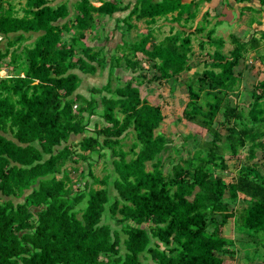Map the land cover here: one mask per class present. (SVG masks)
<instances>
[{
    "label": "trees",
    "instance_id": "obj_1",
    "mask_svg": "<svg viewBox=\"0 0 264 264\" xmlns=\"http://www.w3.org/2000/svg\"><path fill=\"white\" fill-rule=\"evenodd\" d=\"M47 2L26 0L25 13L17 16L0 0V32L22 31L0 55L11 56L5 64L11 73H0V264H232L226 256L236 255L235 240L218 227L209 230L218 217L223 225L233 218L239 234L264 246V172L252 162L258 150L264 154V78L252 88L246 112L229 101L243 81L242 59L260 47L259 40L231 35L233 47L224 52L226 40L207 31L199 47L214 48L204 69L187 82L182 116L212 138L195 143L187 156L177 148L175 157L169 136L158 130L163 108L143 97L140 86L191 70L190 32L178 30L150 48V32L124 44V59L109 62L108 82L87 97L77 92L81 78L73 70L93 73V62L103 66L107 60L82 40L94 12L112 14L118 7L81 0L80 13L59 25L69 12ZM137 8V16L151 22L170 11L147 10L142 3ZM204 30L199 26L193 33ZM31 31L39 35L24 45ZM138 52L155 70L150 78ZM259 57L264 63V54ZM116 64L140 80L113 86ZM94 116L102 123L89 128ZM130 132L126 150L123 139ZM244 149L245 162L238 159ZM94 153L111 159L102 177L94 172ZM227 153L238 159L231 181L221 172L228 169ZM227 193L232 201L243 194L242 207L230 210Z\"/></svg>",
    "mask_w": 264,
    "mask_h": 264
},
{
    "label": "crops",
    "instance_id": "obj_2",
    "mask_svg": "<svg viewBox=\"0 0 264 264\" xmlns=\"http://www.w3.org/2000/svg\"><path fill=\"white\" fill-rule=\"evenodd\" d=\"M80 1L81 0H48L47 3L49 5L53 7L63 6L64 9L69 12L65 17H60L56 21V24L68 25L69 20L73 19L74 16L80 13L78 9ZM89 1L96 7H99L105 1H108L117 6L118 9L112 14L94 12L92 25L86 32V36L82 40L86 45L93 47L96 51H101V56L98 57L99 60L102 58H105V60H107V65L103 66H99L96 62H93V65L97 67L96 70L93 71V73L83 72L78 68L73 70L74 72L78 73L81 78V83L77 89V92L84 94L87 97L90 96L89 90L93 87H96L90 85L89 81L92 83V81H97L98 79L100 81L102 79H105L107 83L111 72L109 62L115 59H124L126 54L123 45L138 42L149 32L150 34L152 33V39L147 45V48H150L152 43H158L166 36L170 35L173 32H177L178 30H184L187 34H189L190 32L193 40V45L195 40H197L195 39V37L200 39L198 40L200 44V41L202 39H208L206 36L207 31L210 29H214L215 36L223 37L226 42L228 36L230 37L231 35H235L246 42L250 41L253 37L257 38L259 40L258 43L260 44V47L258 49L264 50V0ZM3 2L4 8H10L15 15L22 16L25 13L26 0H3ZM140 3H142L144 9L147 10L170 9V11H168L167 14L156 16L154 21L151 22L152 19L150 17L137 16V14L135 13L137 12V6L139 7ZM154 5L158 6L154 7ZM199 26H203L205 30L201 33H193ZM21 32L22 31L12 32L8 36L0 32V55H3V53L6 51L7 45H9V42H14L17 34H20ZM38 35L39 32L31 31L26 33V36L28 37L25 41H23V44L32 45L37 39ZM70 35L71 34H66L64 32V38H69ZM138 35L139 37H136ZM16 44L14 47H17ZM252 49L253 48H251V50ZM193 51L194 54H196L195 48H193ZM253 51H255L254 58L257 60V62L259 61L261 63V66H264V63L259 57L260 55L264 54V52L262 51L263 53H258L254 49ZM194 54L192 56H195ZM137 55L138 58L142 60H146L147 58L142 54V52H138ZM247 57L245 60H247ZM10 58V55H8L3 60L0 57V73L2 74V72H4V75L2 74L3 77L8 75L9 68L5 66V64L10 60ZM124 68H126L125 65L119 66L118 64H116V66L114 67L113 72L115 74L116 84H123L122 71H124ZM106 83H104V85ZM115 83L113 82V86L116 85ZM83 135V133L76 135L72 134L68 143L79 141L83 137ZM69 165H71V163H69ZM72 175H75V173H73ZM226 258L232 259L231 257ZM245 259H235L231 261V263L247 264V262L244 261ZM248 264L260 263H252L248 261Z\"/></svg>",
    "mask_w": 264,
    "mask_h": 264
},
{
    "label": "rangeland",
    "instance_id": "obj_3",
    "mask_svg": "<svg viewBox=\"0 0 264 264\" xmlns=\"http://www.w3.org/2000/svg\"><path fill=\"white\" fill-rule=\"evenodd\" d=\"M220 34V33H219ZM136 37H139L136 36ZM194 42V48H195V56H192L191 58V70L183 72L181 75L176 76L174 79L169 80H160L155 82H147L146 80L141 83L140 90L143 97H146L151 103L153 104H159L163 108V112L165 114V120L161 124L159 131L165 133L167 136H169L171 140V145H173V148L171 149V152L173 156L177 157V148L180 149L184 155H188L187 150L190 148L194 150V144L198 141H204V140H210L212 136L207 133L204 129L198 127L196 124L188 121L182 116L183 109L186 106V103L188 101V95H187V82L189 79L192 78V76L195 74L196 71H201L204 69L203 60L207 57L206 52H212L213 48L212 46H209L208 43L206 44V49L201 50L199 48V38L195 37ZM233 47V43L230 40V37L227 38V43L224 48V52H228ZM256 52H264V50L255 49ZM253 49L248 53L247 60H243L239 67L243 69L242 76L243 81L240 84V87L238 88V93H233L229 96L230 104H241V106L244 107L245 112L248 108V102L251 99V90L261 79L264 78V66H261V63L254 58L255 57V51ZM262 52V53H263ZM144 59V58H143ZM247 62V63H246ZM246 63V66H245ZM245 66V68H244ZM142 68L145 70L143 71L147 77H151L155 70L152 69L149 63H147L146 60H142ZM124 68V71H122V78L123 83H126L129 79H133L135 83H137L140 78H137L138 76L135 75L133 78H131L134 73ZM123 70V69H122ZM121 71V70H119ZM4 75V72H2ZM113 77V76H112ZM116 79L113 78V82L115 83ZM106 83L105 79H102L101 81L98 79L97 81H92V83L89 81L90 85L101 87ZM116 84V83H115ZM121 83L116 84L120 85ZM89 88V87H87ZM223 119L222 112L217 117V122ZM102 119L99 117H94L93 121L89 124V128H93L94 124L96 122L102 123ZM95 122V123H93ZM216 122V125L218 123ZM220 131L222 133H227V130L223 127H220ZM133 141V133L130 132L127 134V136L123 139V147L124 149L128 150L130 148V145ZM185 146V147H184ZM183 149V150H182ZM247 154V150H241V153L239 155L240 161L245 162V157ZM167 155V153H166ZM94 159H98L96 164L94 165V172L96 175L102 177L108 170L106 166L108 164L111 165V159H108V161L105 160V157L100 158L98 157L97 153L92 154ZM228 159V169L224 172V176L228 181H231L234 179L237 170H238V162L237 158L231 157L229 153L226 154ZM110 157V156H109ZM131 157V154L128 156V158ZM108 158V156H107ZM264 161V154L262 150H258V155L256 159H254L252 162L261 163ZM106 162H109L106 164ZM259 163V168H261L264 172L263 166ZM169 166V163H167V167ZM111 168V167H110ZM148 168H151L150 163L148 164ZM77 175H74V178ZM80 185H75V189L78 188ZM82 187V186H81ZM1 196V192H0ZM244 195L240 194V198L237 201H232L229 199V193L226 194V201H228V205L230 206V210L239 209L243 205ZM6 198V197H4ZM15 202L20 201L21 199L13 198ZM217 218V217H216ZM218 222L215 224L213 223L209 230L213 231L215 227H218L221 231V235L229 238L234 239L235 244L232 247L234 249L236 255H225L226 257H231L232 259H229L230 261H233L235 259H241L246 258L244 261L252 262V263H260L264 264V246L259 244L258 246L255 243H250V240L248 239L247 235L239 234V232L236 229L235 222L233 218H230L226 224H220L221 217H218ZM105 221H108L112 224L113 227H116L115 221L111 219L108 216H105ZM119 227V226H118ZM124 251V249H123Z\"/></svg>",
    "mask_w": 264,
    "mask_h": 264
}]
</instances>
